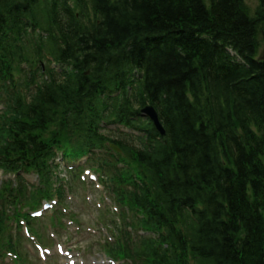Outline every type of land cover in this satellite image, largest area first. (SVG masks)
I'll return each instance as SVG.
<instances>
[{"label":"trees","instance_id":"1","mask_svg":"<svg viewBox=\"0 0 264 264\" xmlns=\"http://www.w3.org/2000/svg\"><path fill=\"white\" fill-rule=\"evenodd\" d=\"M258 3L252 16L242 0H0V169L37 172L50 188L47 163L62 136L103 142L100 121L138 118L152 105L165 136L154 138L152 124L139 118L131 125L143 133L140 148L120 146L139 167L126 201L157 238L125 243L123 253L152 264H264ZM28 43L67 72L16 96L12 72ZM137 69L143 75L133 82ZM33 82L25 76L19 84L28 90ZM106 169L116 182L118 171ZM16 194L2 184L0 234L7 198L23 204L39 195L22 183Z\"/></svg>","mask_w":264,"mask_h":264},{"label":"rangeland","instance_id":"2","mask_svg":"<svg viewBox=\"0 0 264 264\" xmlns=\"http://www.w3.org/2000/svg\"><path fill=\"white\" fill-rule=\"evenodd\" d=\"M242 3L245 6V8L248 10L249 14L252 16L254 15V13H255L256 9L258 8V5H259L258 0H242ZM259 42L260 43H259L257 58L264 56V46H263V44H261L262 43L261 40H259ZM31 60H32V55L31 56L25 55L22 59V61H24L25 63H28V64ZM40 66L41 65L36 63V68L40 67ZM41 67L43 68V70L48 69V68H53L56 71V67L53 64L49 65L48 63H42ZM57 71H58V69H57ZM27 93H29V92H27ZM27 93H25L23 91L22 94H23V96H26ZM55 130H56V128L50 129V131H55ZM66 137L67 136L64 135V136H62L61 139H67ZM62 176H64V175H62ZM27 177H29L28 181L30 183H34V181H33L34 177H32L31 175L26 176V178ZM54 188H56V187H54ZM76 197H77L76 201L75 200L70 201L71 202L70 206L76 212V214L78 215V218H80V220H79L80 225L83 228L84 227L85 228H91V229L97 228V227H95V224H94L95 223L94 218L95 219L97 218L98 213H99V216L101 215V212H99V211H103L102 208H104V206H105L104 203L101 202V198L103 197V194H101V192L95 191L94 188L92 189V186L87 185V188L85 190L84 189L80 190ZM87 199H90V201H87ZM97 202L100 203L101 209H98V207L95 206V205H97L96 204ZM96 209H98V212H96ZM100 219H101V221H104V222H106L108 220L107 217H102ZM46 220H47L46 218L43 219V221L46 224H48V222H46ZM28 254L29 255H28L27 259L29 260L30 264H37L36 257L34 256V253L30 252ZM47 263L48 264H56V258L49 260ZM3 264H5V263H3Z\"/></svg>","mask_w":264,"mask_h":264},{"label":"water","instance_id":"3","mask_svg":"<svg viewBox=\"0 0 264 264\" xmlns=\"http://www.w3.org/2000/svg\"><path fill=\"white\" fill-rule=\"evenodd\" d=\"M143 113L146 114L151 119V121L154 123V126H155L156 130L161 135H163L164 134L163 130H162V128L160 127V125L158 123L157 116H156L155 112L151 108H145L143 110Z\"/></svg>","mask_w":264,"mask_h":264}]
</instances>
